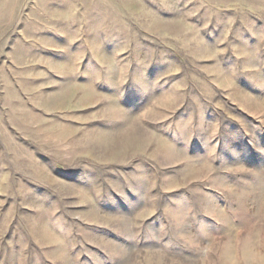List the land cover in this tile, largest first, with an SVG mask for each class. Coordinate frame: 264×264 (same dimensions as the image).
Masks as SVG:
<instances>
[{"label": "rangeland", "instance_id": "374dc122", "mask_svg": "<svg viewBox=\"0 0 264 264\" xmlns=\"http://www.w3.org/2000/svg\"><path fill=\"white\" fill-rule=\"evenodd\" d=\"M0 264H264V0H0Z\"/></svg>", "mask_w": 264, "mask_h": 264}]
</instances>
